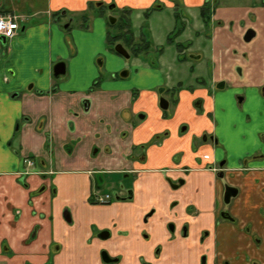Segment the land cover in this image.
I'll use <instances>...</instances> for the list:
<instances>
[{"label": "crops", "instance_id": "obj_1", "mask_svg": "<svg viewBox=\"0 0 264 264\" xmlns=\"http://www.w3.org/2000/svg\"><path fill=\"white\" fill-rule=\"evenodd\" d=\"M98 1L110 2L0 0V15L21 16L18 33L0 42V264H200L202 255L207 264H264V9L218 3L207 28V0H180L179 53L166 43L177 25L172 0H115L131 23L140 19L135 39L163 47L127 60L108 48L104 18L72 27ZM157 2L143 32L142 14ZM59 62L66 71L55 78ZM219 168L241 187L233 224L217 221ZM104 175L122 176L123 199L93 205ZM180 179L171 189L168 180Z\"/></svg>", "mask_w": 264, "mask_h": 264}, {"label": "flooded vegetation", "instance_id": "obj_2", "mask_svg": "<svg viewBox=\"0 0 264 264\" xmlns=\"http://www.w3.org/2000/svg\"><path fill=\"white\" fill-rule=\"evenodd\" d=\"M210 0H207V1H205V2H209ZM158 3V2H157ZM173 3H175V2H173ZM211 5H212V10H211V14H212V11H213V9H214V5L216 6V5H218V3L217 2H215V1H210L209 2ZM262 5H264V0L262 1L261 0V2H260ZM180 5H181V2L180 3H175V6H176V8H177V11L179 12L178 14H179V17H180V19H181V12H180ZM113 8L112 9H114L115 8V4H113ZM153 6H155V5H152L151 7H153ZM156 6H160V9L162 8V6L160 5V3H158ZM109 8L111 9V7L109 6ZM160 9H156V10H154V11H157V10H160ZM216 9V8H215ZM124 10V13L123 14H121V12ZM123 10H119L120 11V14H121V17H120V19H123V20H128V22H129V24H130V31H131V34H132V25H131V18H130V13H131V10H128V9H123ZM147 10V9H146ZM154 11H151L150 12V14L152 13V12H154ZM144 13V12H143ZM127 15V16H126ZM142 16H143V18H144V15L142 14ZM150 16V15H149ZM148 16V17H149ZM210 18H211V15H210ZM55 20V19H54ZM144 20H146L145 18H144ZM114 22H115V20H114ZM114 22L112 23V24H114ZM120 24H121V22H120ZM217 24H219V22H217ZM67 25V24H66ZM68 27H69V25H68ZM67 27V28H68ZM126 28V27H125ZM209 28V27H208ZM177 29H178V25H176V28H175V30L173 31V32H171L169 35H171V34H173L175 31H177ZM119 30V29H118ZM251 30V29H250ZM108 31H109V28H108ZM248 30H246V32H247ZM245 32V33H246ZM254 33H255V31H254ZM131 34H126V36L124 37V39L125 38H129V36L131 37ZM169 35H168V37H169ZM245 35V34H244ZM133 36V35H132ZM177 36H178V34L177 35H175L174 36V38H173V43H167V39H166V43L167 44H173L174 46H175V48H176V44H179V43H176L175 42V39L177 38ZM167 37V38H168ZM244 37V36H243ZM254 38V37H253ZM252 38V39H253ZM123 39V38H122ZM136 40V39H135ZM138 41H140L139 43H141L143 40H146V41H149V40H147L146 38H144V37H139V39H137ZM116 42H119V41H116ZM150 42V41H149ZM151 43V42H150ZM248 43V42H247ZM116 44H113V46L111 47V45H110V47L111 48H109L111 51H112V49H113V51H114V46H115ZM122 45V44H121ZM131 45V44H130ZM179 45H181V44H179ZM123 46V45H122ZM182 46V45H181ZM130 47H132V45L130 46ZM151 47H152V43H151ZM124 48V47H123ZM163 48V47H162ZM125 49V48H124ZM132 49V48H131ZM157 52H161L162 51V49L160 50V51H158L156 48H154ZM177 49V48H176ZM182 49H183V46L181 47V49L180 50H178L177 49V51L180 53L181 51H182ZM126 50V49H125ZM149 50H152L151 48L149 49ZM149 50H143V51H139L137 54H133L134 53V51L133 50H131V52L130 53H128L127 51V53H128V55H129V57H132V56H137V55H139L140 53H145V52H148ZM112 51V52H113ZM114 54H116V55H118V56H121V55H119V54H117L115 51L113 52ZM122 57V56H121ZM129 57L127 58V60L129 59ZM122 58H124V57H122ZM124 59H126V58H124ZM179 61H180V59H179ZM200 83V82H199ZM226 83L225 82H219V83H217L216 85H215V89L216 90H222V89H224V88H226ZM157 91H159V93H166V90H164L163 88H159ZM173 91V90H172ZM175 91V90H174ZM168 92V91H167ZM161 98H163L162 96H161ZM160 98V99H161ZM159 99V100H160ZM166 102H167V100L165 99V98H163ZM167 105H168V102H167ZM163 110V109H162ZM166 110H168V107H167V109ZM206 139H207V137L206 136H203L202 137V140L203 141H206ZM212 141H214L215 142V144H218V141H217V139L215 138V139H213L212 138ZM154 144H156V143H154ZM259 153H255V154H253L252 156H250L249 157V159H251L252 161H258L259 159ZM27 159H29L30 161H31V163H32V166L31 167H27V165H26V163H24V160H27ZM245 162H248V160H245ZM23 163L25 164V166L27 167V168H32L33 167V161H32V159L28 156V157H25L24 159H23ZM223 163H221L220 164V167L222 168V165ZM219 170H220V168H219ZM185 171V170H184ZM217 179L219 180V181H221L222 182V192H221V198H220V200H219V203H218V208H217V211H216V214H217V221L218 222H220V221H222V222H228V223H234L235 222V219L233 218V216H232V213H231V206H232V201L234 200V199H236L238 196H239V194H240V192H241V187L240 186H238V185H234V184H231V183H229L228 181H226L225 180V176H224V173H223V171H218V173H217ZM181 180V179H180ZM180 180H177V182H172V181H170L171 182V184H175V185H178V182L180 181ZM183 181V180H182ZM97 183L99 184V182H98V178H97ZM168 184H169V182H168ZM181 185H183V183L181 184ZM181 185H179L176 189H173V188H171V186H170V188L171 189H173V190H177V189H179L180 188V186ZM226 186H230V187H234V188H237V190H238V192H237V195H236V197H234V198H231L230 199V201H229V203L228 204H225L224 202H223V194H224V188L226 187ZM100 187H101V184H99L98 185V187H94L93 188V191L91 192V195H90V197H89V202L91 203V204H93V205H107V204H109V203H111V201H119V200H121V199H123V198H120L119 196H118V194H119V192L121 191V188H122V186L121 185H119L118 187H116L117 189H118V192L117 193H115L114 195H113V197L111 196V194H108V193H103V192H101L100 191ZM104 196H108V201L106 202V203H104V204H100V203H98V202H96L95 201V199H96V197H104ZM168 228H169V231L171 232V233H174L175 231H176V225H175V223L174 222H170L169 224H168ZM180 231H181V233H182V235H187V231H188V225L187 224H184L182 227H181V229H180ZM206 233L204 232V234L202 235V237H201V239H203V236L205 235ZM98 235V237L99 238H101V239H103V240H105V239H107V237L109 236V232H107V231H103V232H100V233H98L97 234ZM102 253H105L107 256H108V254L106 253V252H102ZM108 258H109V256H108ZM109 259H111V258H109ZM113 261H114V259H112ZM111 260V261H112ZM110 261V262H111ZM143 264H148V263H143ZM200 264H207V257H206V255H202L201 256V258H200Z\"/></svg>", "mask_w": 264, "mask_h": 264}, {"label": "rangeland", "instance_id": "obj_3", "mask_svg": "<svg viewBox=\"0 0 264 264\" xmlns=\"http://www.w3.org/2000/svg\"><path fill=\"white\" fill-rule=\"evenodd\" d=\"M214 1V0H213ZM263 1V0H262ZM179 2V1H178ZM177 2V3H178ZM215 2L219 3L220 5V8L221 6H230V7H240V8H244L245 5H248L250 2H251V6L250 8L253 10L255 8H258V9H264V5H262L260 2L261 0H215ZM92 3V2H91ZM159 3V2H158ZM158 3H154L153 5H157ZM115 4V0H110V2H107V1H98V2H93V4L91 5L90 9L88 8L87 10V13L90 17V20L92 17L94 16H100L102 18H104L106 24L108 26H111L109 31L111 34H116V33H119V34H122L124 32H126V28H123V29H120L118 30V25L120 24L121 22V14H120V11L118 10V8L116 7V4H115V8L114 9H109V6L110 5H113ZM218 5L215 6V8H217ZM209 10H210V14H211V10H212V5L209 3ZM250 13V12H249ZM248 13V14H249ZM11 14L17 16L18 18H20L21 16L18 14V13H15V12H11ZM69 14H72L71 12H69ZM251 14V13H250ZM5 15V14H3ZM60 15V14H59ZM76 15V14H75ZM77 16V15H76ZM127 16V15H126ZM62 17V16H60ZM112 19L115 20L114 24H112ZM210 20V19H209ZM251 20V19H250ZM140 21V19L136 20L135 18V14H133L132 16V27L135 26L136 23H138ZM252 21V20H251ZM90 22V21H89ZM60 23H63V19L61 18L60 20ZM67 23H64V26L62 27L63 28V32H70L68 29H64V27L66 26ZM242 24V23H241ZM247 24V22L245 21V25ZM210 25V24H209ZM244 25V24H243ZM76 26L78 27H81V21L76 17L75 18V21L72 25V27L75 29ZM209 27V26H208ZM141 28H143V32L144 30H148V22L146 20H143V27L141 26ZM253 30L255 31L253 28H248L247 30ZM138 31V30H137ZM261 33L260 34H263L264 33V27H263V33H262V30H260ZM259 34V35H260ZM133 34H131V42L127 41L126 39H121L119 40V42H114V44H122L123 47L126 49V51L128 53L131 52V48L134 47L136 44H139L140 41H138L137 39L139 38H135L132 36ZM244 36V35H243ZM130 37V36H129ZM261 36H259L260 38ZM176 41L178 42H181V39L179 38H176ZM132 47H130L131 45ZM247 46H250V43H246ZM113 45H111L112 47ZM109 46V48H111ZM154 48H156L158 51H160L162 48V46H154L152 44V47L151 49L154 50ZM102 54V53H101ZM99 57H96L93 61V64L98 67V69L102 70V68L99 66ZM226 89H227V86H226ZM252 88H248L246 91L248 92L249 90H251ZM233 90V86L230 85L229 86V89L227 90L228 92L229 91H232ZM226 91V92H227ZM234 92H237V90H233ZM238 93V92H237ZM239 97V96H238ZM159 104V103H158ZM254 105V102H250L249 103V106L250 107H253ZM160 108V107H159ZM161 109V108H160ZM162 110V109H161ZM168 111L169 110H162V115L163 117H167V114H168ZM123 181H125L121 175H104V176H101V177H98V182L99 184H101V192L103 193H108V194H111V196L113 197V195L115 193L118 192V189L117 188H114V186L118 187ZM120 183V184H119ZM42 188V187H41ZM40 188V190H41ZM39 190V191H40Z\"/></svg>", "mask_w": 264, "mask_h": 264}, {"label": "trees", "instance_id": "obj_4", "mask_svg": "<svg viewBox=\"0 0 264 264\" xmlns=\"http://www.w3.org/2000/svg\"><path fill=\"white\" fill-rule=\"evenodd\" d=\"M173 2L177 3H180V0H172ZM93 3H90L89 4V9L91 7ZM111 9L114 7L113 5H110ZM156 9H160V6H153V7H150L148 8L147 10L144 11L143 15H144V18L147 19L148 16L150 15V12L151 11H154ZM88 10V9H87ZM87 10L85 12H81V13H78L76 14L77 17L80 21H81V28L83 29H88L89 28V21H90V17L87 13ZM175 16H177V25H178V29L177 31H175L173 34L169 35V37L167 38V43H173V38L175 35H177L181 30H182V23L180 21V17H179V12L177 11V8L175 6ZM62 13H64V11H61V12H56L54 14H52V18L58 20L60 18V16L62 15ZM124 13V10L121 12V14ZM60 14V15H59ZM210 10H209V2H205V4L202 6V8L200 9V16L203 20V23L205 25V27L208 28L209 26V19H210ZM111 26H108V28L110 29ZM126 27V32L122 33V34H119V33H116V34H111L110 31L107 32V46L109 47L110 45H113L114 42L116 41H119L122 39V37L124 38L126 36V34H131V31H130V24L128 22V20H123L121 19V24L118 25V29H123ZM127 41L131 42V37L129 38H125ZM181 45L179 44H176V48L178 50L181 49ZM151 48V43L149 41H146V40H143L141 43L139 44H136L134 47H132V50L134 51L133 54H137L139 51H145V50H149ZM113 51V49H112ZM114 52V51H113ZM154 143H158V140H153L151 141L149 144H145V145H142L139 147V149H142V150H145L150 144H154Z\"/></svg>", "mask_w": 264, "mask_h": 264}, {"label": "water", "instance_id": "obj_5", "mask_svg": "<svg viewBox=\"0 0 264 264\" xmlns=\"http://www.w3.org/2000/svg\"><path fill=\"white\" fill-rule=\"evenodd\" d=\"M112 22H114V19H112ZM67 27H68V25H66L64 28H67ZM254 36H255L254 31L248 30L243 37V41L246 43L250 42ZM0 40H5V39L3 37H1ZM114 51L126 59L129 57L128 53L126 52V50L123 48V46L121 44H116L114 46ZM65 71H66V66L62 62L55 64L53 67V75L55 78L63 76L65 74ZM159 107L163 110H166L168 107L167 102L163 98H161L159 100ZM168 182H169V185L171 186V188H173V189H176L179 185H181L183 183L182 180H180L178 182V185L171 184V182L169 180H168ZM237 192H238L237 188L226 186L224 188L223 202L225 204H228L231 198L236 197ZM102 260L106 263H109L111 261L105 253H102Z\"/></svg>", "mask_w": 264, "mask_h": 264}, {"label": "built area", "instance_id": "obj_6", "mask_svg": "<svg viewBox=\"0 0 264 264\" xmlns=\"http://www.w3.org/2000/svg\"><path fill=\"white\" fill-rule=\"evenodd\" d=\"M21 27V20L13 14L0 15V38L4 37L5 39L13 38ZM27 167H31L32 163L29 159L24 160ZM96 202L104 204L108 201V196L96 197Z\"/></svg>", "mask_w": 264, "mask_h": 264}]
</instances>
